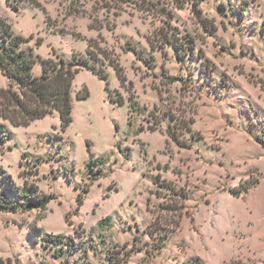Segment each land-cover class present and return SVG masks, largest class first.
<instances>
[{"label": "rangeland", "instance_id": "1", "mask_svg": "<svg viewBox=\"0 0 264 264\" xmlns=\"http://www.w3.org/2000/svg\"><path fill=\"white\" fill-rule=\"evenodd\" d=\"M0 18L35 77L88 54L108 76L80 71L63 130L58 113L14 126L0 71V196L18 208L0 264H264V0H0Z\"/></svg>", "mask_w": 264, "mask_h": 264}, {"label": "trees", "instance_id": "2", "mask_svg": "<svg viewBox=\"0 0 264 264\" xmlns=\"http://www.w3.org/2000/svg\"><path fill=\"white\" fill-rule=\"evenodd\" d=\"M26 43L27 40L24 37L17 35L11 26L0 18V71L8 79L11 87L3 94L7 95L8 102L18 116L15 115L8 120L16 127H28L34 121L58 113L61 127L66 130L73 122L72 88L76 76L82 69L90 70L106 81L108 76L101 71L100 60L88 54L87 58L74 57L72 61H67L62 57H57V60H43V76L35 77L33 69L38 56L32 48H25ZM13 89L17 91L14 92ZM78 97L80 100H87L90 93L87 90ZM110 99L115 102L111 96ZM3 130L4 128L0 126V134L4 133ZM8 192L11 195L18 194L10 184ZM18 196L27 202L28 209H43L50 202L49 197H39L29 191H24ZM9 210L17 212L18 208L0 196V212ZM63 239L62 235L44 238L46 243H51L53 246L62 244L75 249L74 242H64ZM56 253L58 254V251Z\"/></svg>", "mask_w": 264, "mask_h": 264}]
</instances>
